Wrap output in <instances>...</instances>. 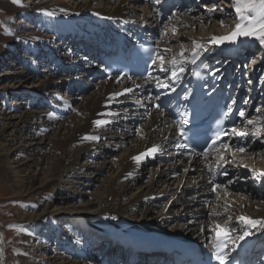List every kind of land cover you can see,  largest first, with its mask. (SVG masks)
Returning <instances> with one entry per match:
<instances>
[{
  "label": "bare ground",
  "instance_id": "obj_1",
  "mask_svg": "<svg viewBox=\"0 0 264 264\" xmlns=\"http://www.w3.org/2000/svg\"><path fill=\"white\" fill-rule=\"evenodd\" d=\"M64 1L46 0L48 4L44 10L38 4L33 6V12L41 9L47 16L34 21L38 24L33 28L38 27V31H33L32 25L26 23L34 15L30 13L32 10L28 11L29 2L5 0L0 3L1 8L20 14L18 22L9 23L3 35L12 41L11 44H19V50L11 49L10 52L9 45L0 46V62L4 60L9 65L2 76L12 78L0 86V168L11 182L14 195L29 203L20 209L21 219L26 222L17 239L19 263L155 264L156 254L141 253L144 260L140 261L136 249L128 248L125 252L121 242L129 241L131 247L135 243L139 248L138 243L146 238L187 239L191 236L210 247L216 244L217 225L236 241H244L258 232L264 235V176L260 175L264 172V140L260 134L264 132V45L254 37L246 36L237 37L235 42L210 43L213 37L228 36L240 22L234 0H212L214 8L211 9L219 5L218 11L210 12L209 7L205 10L203 5L204 11L194 12L192 8L174 16L167 23L171 35L162 37V59L156 68L164 73H176L182 59L195 58L193 41L204 45L197 50L199 55L208 48L213 47L214 54L224 46L245 43L241 58L236 61L223 59L228 67L221 70L224 76L231 72L240 75L238 78H243L247 91L255 97L251 109L244 112L240 128L258 132L259 136H250L247 148L242 147L244 151L230 147L214 157V161L179 158L178 153L171 150L166 154L169 162L164 164L157 156L171 146L174 127L159 113L141 112V106H146L152 93L145 92L143 96L128 84L110 77L90 85L86 94L77 99L79 101L69 103L65 100L71 96L67 90L79 89L78 79L64 71L63 76L55 75V78L48 71L42 77L40 74L44 71L38 72L39 65H47V68L58 61L44 52L46 43L52 41L55 34L56 37L63 33L67 35L66 30L73 38L86 34L87 49H97L103 36L96 34L102 33L105 25L113 35L128 32L130 27L136 26L134 19H149L152 4L146 5L142 0L139 3L121 0L117 5L111 4L110 0H84L65 8ZM125 1V6L132 8L123 7L121 4ZM201 1L204 0L199 3ZM58 47L61 46L58 44ZM252 48L258 49L255 57H252ZM22 52L37 55L41 64L28 58L31 65L26 68L27 58ZM56 56L75 62L79 55L74 50ZM61 66L66 68L68 63ZM221 70L215 69L218 76ZM256 79L262 82L261 89L252 88ZM54 80L61 82V95L69 96H55L60 94L50 89ZM91 81L89 76L86 83ZM130 94L141 97L137 100L140 104L137 110L131 108V103L136 102L129 99ZM9 96H12L11 100H8ZM47 96L55 99L43 109L41 99H48ZM75 111L80 115L74 114ZM249 120L253 123L247 126ZM98 121L104 123L98 124ZM132 121H140V125L133 126ZM153 148L157 151L148 154ZM86 163L90 166L86 167ZM93 164L95 168L90 170ZM141 165L148 170L143 171ZM223 166L228 168L224 182L221 187L213 188L210 178ZM210 194L217 199L213 203H207ZM163 196L168 197L159 205ZM172 199L178 203H174L175 208L168 206ZM53 203L55 208L46 210ZM41 205L45 206L43 211L30 212ZM156 212L159 214L154 216ZM189 215L195 217L192 224L184 222ZM240 217L261 223L253 226ZM165 223L169 225L168 229H165ZM180 231L185 232L183 237H180ZM245 232L248 235L244 236ZM138 233L141 234L139 240L131 237ZM238 236L244 238L237 240ZM96 255H104L111 262L99 257L88 261V256Z\"/></svg>",
  "mask_w": 264,
  "mask_h": 264
},
{
  "label": "rangeland",
  "instance_id": "obj_2",
  "mask_svg": "<svg viewBox=\"0 0 264 264\" xmlns=\"http://www.w3.org/2000/svg\"><path fill=\"white\" fill-rule=\"evenodd\" d=\"M5 0H0V3L1 2H4ZM6 1H8V0H6ZM46 0H18V2L20 3V2H29V4H27L28 5V7H29V10L28 11H30V10H32V11H30V13L31 12H33V6H35V5H37L38 4V6L40 7V8H43L45 5H47L48 3L47 2H45ZM81 1H84V0H65L64 1V7L65 8H71V7H73L75 4H77V3H79V2H81ZM137 2V1H135V0H131V2ZM139 1L140 0H138V3H139ZM197 1V3H199V0H194V2H196ZM221 1H223V2H225V0H221ZM119 2H121V0H110V3L111 4H120ZM130 2V3H131ZM125 3H126V1L125 2H123V4H121L123 7H127L128 9L127 10H129L130 8H132L131 6H129V5H126L125 6ZM66 5V6H65ZM203 5H204V7H205V10H206V8H214L213 6H212V0H205V1H201V3H200V5H198L197 7H198V9H196V8H193V10H194V12H196V11H199V10H201V9H203V8H201V6L203 7ZM219 6V5H218ZM218 6H215L216 8H215V11H218ZM226 6V5H225ZM227 9L229 10V9H231V7H227ZM43 10H44V8H43ZM139 9H136V11H138ZM220 10V9H219ZM201 11H204V10H201ZM41 12H43L41 9H38L37 11H34L32 14H34V15H32V17L34 18V19H31L32 17H30V22H26V23H28L29 25H32L31 26V29H34L33 31H38V27H36V28H33L34 26H36L38 23H35L34 21L35 20H40V19H43V18H47V16H45V15H43L44 13H41ZM139 12V11H138ZM194 12H192V13H194ZM211 12V11H210ZM40 13L42 14V15H40ZM205 13V12H204ZM134 15V14H133ZM19 18H20V14L19 13H17V12H13V11H7L6 9H3V8H1V6H0V46H7V45H9V47H10V52H11V49H13V51H18L17 50V47H19V44H17L16 45V43H13V44H11L12 43V41H8V39H6L5 37H3V35L5 34L4 33V31H6V27H7V25H9V23L11 24H15V23H17L18 22V20H19ZM33 20V21H32ZM138 21V20H137ZM237 21V20H236ZM201 23H203V20L201 21ZM235 23V22H234ZM233 23V24H234ZM113 25V24H112ZM117 25V22H116V24L115 25H113V26H116ZM8 29H9V27H8ZM171 31H170V29H168V33H170ZM42 35H44L45 37H46V34H44L43 32H40ZM7 34V33H6ZM2 35V36H1ZM60 35H62V34H60ZM170 35H171V33H170ZM57 36V34H55L54 35V38L52 39V41H50V42H48V44L51 46V48L53 49V51H55V49L57 48V46H56V48L54 47V43H56L57 41H56V39H55V37ZM43 37V36H42ZM69 41V40H68ZM69 44H71V41L70 42H68V45ZM76 46V45H75ZM77 47H79V46H77ZM20 48V47H19ZM59 48V47H58ZM73 48V47H72ZM58 50V49H57ZM252 57L254 56L255 57V55L257 54V52H258V49L256 48V49H253L252 48ZM73 51H74V49H73ZM67 52L68 53H70V51H66L64 54H67ZM22 54L23 55H25V57L27 58L26 59V61L28 62L27 63V65H26V68H28L29 69V67H30V65H31V62L30 61H35V64H41V59H39V57H37V55H32V56H30L29 54H24V52H22ZM41 55H43V53L41 54ZM58 55V54H57ZM58 57V59H60V58H62V57H60V56H57ZM28 58H32L30 61L28 60ZM248 59H249V56H248ZM250 60H251V56H250ZM4 60H2V62H0V79H1V81H0V86L3 84V83H5V82H9V81H11L12 80V78L11 77H8V75H4V77L2 76L3 74H4V72H5V70H7V68H9V65H8V63L6 64L5 63V61L3 62ZM65 62V61H64ZM24 66V65H23ZM39 68V70H38V72H40L41 73V71L43 72L42 74L44 75L45 74V71H48L47 70V68H46V66H43V65H39L38 66ZM42 67H44V68H46V70H44V69H42ZM4 69V70H3ZM31 69V68H30ZM3 70V71H2ZM58 70H61V69H58ZM58 70L57 69H55V70H53V72L54 71H56V73L57 74H55V75H59L58 74ZM49 72V71H48ZM42 74H40V76L42 77L43 75ZM48 74V73H47ZM46 74V75H47ZM244 75H246L245 73H243ZM51 75H52V72H51ZM53 76V75H52ZM7 77V78H6ZM258 85L260 86H257V87H259V89H261L262 88V86H263V84H262V82H259L258 81ZM261 83V84H260ZM59 84H60V82H55V80H54V86L53 87H50V89H53V91L55 90V91H58L59 92V94H61V93H63V91L61 92V88H59ZM94 84H96V83H94ZM61 85V84H60ZM92 87V86H91ZM253 87H255V88H257L256 86H254V85H252V88ZM90 88V87H89ZM14 93V92H13ZM76 94V93H75ZM52 95H53V93H52ZM13 96V95H12ZM12 96H9L8 97V100L10 99H12ZM56 97H62V96H64V95H55ZM69 96V95H68ZM48 97V96H47ZM81 97V96H80ZM79 97V98H80ZM39 98V97H38ZM43 99V98H42ZM42 99H41V103H40V107H42L43 109H47V108H45L46 106H47V104L50 102V103H52L53 101H54V99H55V97L53 96L52 98L51 97H48V99H43V101H42ZM78 99V97L77 96H75V95H73V96H69V97H67L65 100H68L69 101V103H71V102H73V101H79V100H77ZM25 100H26V98H25ZM25 100H24V102H25ZM15 101H16V99H15ZM263 102H264V100H263ZM42 103L44 104V105H42ZM76 110V109H75ZM54 113V112H53ZM78 114V115H80L77 111H75L74 112V114ZM63 116V115H62ZM132 125L134 126H137V125H140V121H136V124H133L132 123ZM134 135H135V133H133ZM261 134H263V140H264V132L263 133H261ZM169 153V152H168ZM165 154H167V153H165ZM95 161V160H94ZM81 162L82 163H85L86 162V160H81ZM88 163V162H87ZM86 163V167H89L90 165L89 164H87ZM156 164H158V163H156ZM156 164H154V166L156 165ZM94 166L93 167H90V170H92L93 168H95V164H93ZM140 168H143L142 170L143 171H147L148 169H147V167L146 166H143V165H141L140 166ZM2 168H0V234L3 232V241H1V243H3L4 242V250H5V260H4V264H20L19 263V259L16 257L17 256V244H18V242H17V239H18V237H20V235L22 234V232L24 231V229H25V227H24V223L26 222L23 218L21 219V207L24 205V204H29V203H27V202H24L25 200H21V199H19V197H16V195H14V194H16L13 190H12V184H10L11 182H9V179L7 178V176L5 175V173L1 170ZM147 169V170H146ZM155 169V168H154ZM34 171H32L31 172V174L33 173ZM251 187H253V184H252V186ZM229 195H232V194H229ZM167 197L168 196H163L162 197V199L160 200V202L158 203L159 205L161 204H163L165 201H166V199H167ZM218 199H220V197H217ZM263 199V198H262ZM215 200H217V199H214V201ZM176 201L175 200H170L169 202H168V206H174L175 204H178V203H175ZM178 202V201H177ZM262 202V201H261ZM175 203V204H174ZM213 203V202H212ZM57 205V204H56ZM24 206H26V205H24ZM28 206V205H27ZM50 207H48L46 210H48V211H50V210H53L54 208H55V203H53L52 205H49ZM44 208H45V206L44 205H41L39 208H37V209H31L30 210V212L32 211H34V212H40V211H43L44 210ZM160 207H158V209H159ZM174 208H175V206H174ZM159 213L158 212H156L155 213V215L154 216H157ZM163 216V215H162ZM164 216H165V214H164ZM193 220H195V217L194 216H191V215H189L188 217L186 216L185 218H184V222H186V223H189V224H192L194 221ZM168 224L167 223H165V226H166V228L165 229H168V227H169V225L167 226ZM177 225H179V226H177L178 227V229H180L181 227H180V224H177ZM174 226H176V225H174ZM171 227V226H170ZM0 240H1V235H0ZM87 253H88V250H87ZM91 252L89 251V253L88 254H90ZM0 264H2V263H0Z\"/></svg>",
  "mask_w": 264,
  "mask_h": 264
},
{
  "label": "snow or ice",
  "instance_id": "obj_3",
  "mask_svg": "<svg viewBox=\"0 0 264 264\" xmlns=\"http://www.w3.org/2000/svg\"><path fill=\"white\" fill-rule=\"evenodd\" d=\"M14 3H18V0H13ZM234 8L238 16V22L235 26V29L228 35L224 37H213L210 43L222 44L225 41L235 42L237 37L246 36V37H254L259 41L261 45H264V0H234ZM209 11H215V9H209ZM51 15V13H48ZM193 56L198 58L199 52L197 50L204 48L203 44H200L196 41H193ZM183 53H181V56ZM162 59V58H161ZM193 63L195 60L192 61ZM173 64L176 63L175 60L172 61ZM163 70V69H162ZM126 92H130L131 89H125ZM229 111H231V107H229ZM241 118H244L245 113L241 111L239 113ZM104 123L101 121L97 122ZM249 124H252L253 121L249 120ZM233 132H236V129H233ZM239 135H247V133H237ZM183 135V132H181ZM91 139H96L92 137ZM215 141H213V144ZM211 147V145L209 146ZM157 151V148H153L150 150L148 154L151 152ZM240 151H244L243 148ZM204 153H201L203 155ZM144 155V154H142ZM134 159L139 160L140 157H134ZM260 175L264 176V172H261ZM242 221L247 224H251L255 226L256 224L261 223V221H254L247 217H240ZM248 235L247 232L244 233V236ZM244 236L236 237L237 240H242ZM217 240H230L232 239L230 234L222 229L219 225H217L216 232ZM235 242V241H233ZM217 248L220 247V244L215 245ZM216 259H218L221 264L224 262V257L221 255H216Z\"/></svg>",
  "mask_w": 264,
  "mask_h": 264
}]
</instances>
